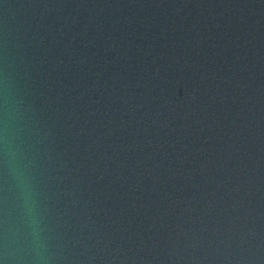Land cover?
<instances>
[{
    "label": "water",
    "instance_id": "obj_1",
    "mask_svg": "<svg viewBox=\"0 0 264 264\" xmlns=\"http://www.w3.org/2000/svg\"><path fill=\"white\" fill-rule=\"evenodd\" d=\"M0 264H264V0H0Z\"/></svg>",
    "mask_w": 264,
    "mask_h": 264
}]
</instances>
